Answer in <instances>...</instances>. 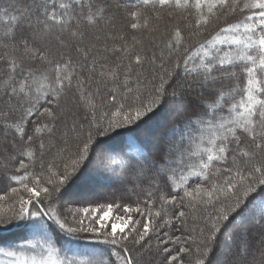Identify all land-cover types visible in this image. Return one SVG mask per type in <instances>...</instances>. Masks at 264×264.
<instances>
[{"label":"snow or ice","instance_id":"6c2138e0","mask_svg":"<svg viewBox=\"0 0 264 264\" xmlns=\"http://www.w3.org/2000/svg\"><path fill=\"white\" fill-rule=\"evenodd\" d=\"M0 184V264H264V0H0Z\"/></svg>","mask_w":264,"mask_h":264},{"label":"trees","instance_id":"16d2710c","mask_svg":"<svg viewBox=\"0 0 264 264\" xmlns=\"http://www.w3.org/2000/svg\"><path fill=\"white\" fill-rule=\"evenodd\" d=\"M145 40V43H147V37L145 36L143 38ZM62 103H66L70 108H72V111H76L75 108L72 106V96L69 95L68 97L65 98V100L62 102ZM73 116L71 114L68 115V118H67V122L68 124L70 125L72 120H73ZM61 127H63L61 125ZM142 132H148L147 129H143ZM149 135H151V133L148 132ZM47 159H52V156H49L47 157ZM57 163H59V161L57 160L56 161ZM11 186H17L16 184H12ZM6 191H8V188L4 185L0 186V195H3ZM169 211L171 212V209H169ZM196 215H199V212L195 213ZM93 246H96V247H99L98 245H95V243L93 244ZM257 262H260V260H258ZM260 264V263H258Z\"/></svg>","mask_w":264,"mask_h":264},{"label":"rangeland","instance_id":"374dc122","mask_svg":"<svg viewBox=\"0 0 264 264\" xmlns=\"http://www.w3.org/2000/svg\"><path fill=\"white\" fill-rule=\"evenodd\" d=\"M142 134H146V135H149L148 132H142ZM3 184H0V186H2ZM90 244H94L95 242H89ZM99 246V245H98ZM100 247V246H99ZM260 260L259 257H257V261ZM260 263V262H257V264ZM158 264H159V260H158Z\"/></svg>","mask_w":264,"mask_h":264}]
</instances>
